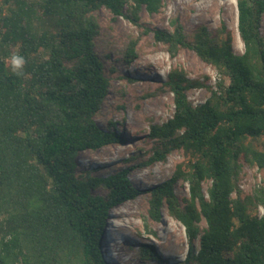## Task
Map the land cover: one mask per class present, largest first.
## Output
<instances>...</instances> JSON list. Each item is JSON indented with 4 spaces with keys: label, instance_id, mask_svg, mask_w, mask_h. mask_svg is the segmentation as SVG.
Instances as JSON below:
<instances>
[{
    "label": "trees",
    "instance_id": "obj_1",
    "mask_svg": "<svg viewBox=\"0 0 264 264\" xmlns=\"http://www.w3.org/2000/svg\"><path fill=\"white\" fill-rule=\"evenodd\" d=\"M165 1L0 0V264H110L101 253L109 212L143 194L132 169L175 151L184 160L146 190L145 220L163 223L167 210L184 226L188 252L171 263L141 243L139 264H264V185L247 195L240 187L245 165L264 172V0H236L243 54L225 24L215 36L205 26L188 35L180 18L171 29L146 28L144 36L153 33L171 57L187 49L216 68L217 91L194 105L187 92L205 85L174 68L164 85L175 112L151 127L152 157L105 173L79 168L84 152L124 143L111 123L98 122L111 81L96 51L97 12L141 28L142 12L157 14ZM140 41L128 39L127 66L141 58ZM13 54L26 61L22 75L11 68ZM178 183L188 185L182 199Z\"/></svg>",
    "mask_w": 264,
    "mask_h": 264
},
{
    "label": "rangeland",
    "instance_id": "obj_2",
    "mask_svg": "<svg viewBox=\"0 0 264 264\" xmlns=\"http://www.w3.org/2000/svg\"><path fill=\"white\" fill-rule=\"evenodd\" d=\"M96 15L101 25L96 51L104 58L106 72L111 81L110 94L98 122L102 126L111 123V129L121 134L124 143L113 144L97 152H84L78 157V164L81 170L100 167L105 169L101 171L105 173L120 166H137L152 157L156 143L148 138L151 127L163 125L175 112L173 94L164 85L171 70L184 69L190 79L205 85L187 92L188 99L194 105L209 99L212 95L211 89L217 91L220 75L216 68L204 63L194 51L187 49H182L176 57H171L164 45L155 42L153 33L144 36L146 28L171 29L170 21L180 18L188 35H192L197 26H205L215 36L225 24L234 38V52L243 54L244 45L238 32L236 0H166L159 13L150 15L142 12L141 28L122 17L115 18L104 8ZM262 32L264 33V21ZM139 37L141 41L137 50L141 58L127 66L121 60L122 53L128 39L135 40ZM131 157L135 160L124 164ZM183 160V153L175 151L163 162L132 169L130 178L143 194L110 210L114 216L111 221L108 219L106 233L101 242V253L110 264H139L138 244L141 243L153 246L171 263L186 258L188 240L185 228L180 222L172 218L167 210L164 211L163 223L145 220L149 208V194L146 190L170 179L176 165ZM261 184L264 185V172L257 167L245 165L240 177L243 194H251ZM209 185V182L204 183V190ZM175 192L179 199L188 196V185L178 183ZM125 209L128 213L123 212ZM259 212L263 215V209ZM146 225L158 233L157 238L149 234ZM202 226L205 227L204 222ZM161 227L166 228L165 235L161 233Z\"/></svg>",
    "mask_w": 264,
    "mask_h": 264
},
{
    "label": "clouds",
    "instance_id": "obj_3",
    "mask_svg": "<svg viewBox=\"0 0 264 264\" xmlns=\"http://www.w3.org/2000/svg\"><path fill=\"white\" fill-rule=\"evenodd\" d=\"M10 63H11V68L13 72H15L17 75H22V69L26 63L25 59L23 56L19 54H13L10 58ZM114 214L110 212L109 215V220L113 218ZM113 262V260H111Z\"/></svg>",
    "mask_w": 264,
    "mask_h": 264
},
{
    "label": "bare ground",
    "instance_id": "obj_4",
    "mask_svg": "<svg viewBox=\"0 0 264 264\" xmlns=\"http://www.w3.org/2000/svg\"><path fill=\"white\" fill-rule=\"evenodd\" d=\"M203 2H205V1H203ZM206 2H207V1H206ZM123 212H124V213H128V210L125 209V210H123ZM161 230H162L161 233H162L163 235H165V234H166V228H162V227H161Z\"/></svg>",
    "mask_w": 264,
    "mask_h": 264
}]
</instances>
